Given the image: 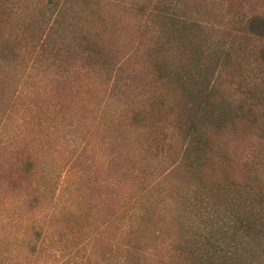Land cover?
<instances>
[{"label":"rangeland","instance_id":"obj_1","mask_svg":"<svg viewBox=\"0 0 264 264\" xmlns=\"http://www.w3.org/2000/svg\"><path fill=\"white\" fill-rule=\"evenodd\" d=\"M254 15L264 0H0V264H189L210 243L264 264ZM191 124L207 145L186 153Z\"/></svg>","mask_w":264,"mask_h":264},{"label":"trees","instance_id":"obj_2","mask_svg":"<svg viewBox=\"0 0 264 264\" xmlns=\"http://www.w3.org/2000/svg\"><path fill=\"white\" fill-rule=\"evenodd\" d=\"M162 1L157 2L158 4H160ZM142 9H144V6H142ZM152 14H157V13H152ZM157 17H161L160 14H157ZM166 19L171 20L173 22H175L177 24V20L174 17H167L164 16ZM187 23V22H185ZM245 25V30H246V38L249 40V42L252 43H258V45L255 44L254 47L250 48V52L253 53V55L259 60L258 62H260V65L262 67V73H261V77L260 78H251V87L248 89V91L246 92V109H248V111L253 112L255 111V108L262 106V109L260 112H264V15H254L251 16L249 18L246 19V24ZM193 58H191L192 60ZM217 63H221V59L217 60ZM218 66V64H217ZM223 67V64L221 66V68ZM216 67L213 68V70H211L210 74L211 75H215L216 73ZM202 69H200L201 71ZM198 75V72L196 73ZM196 75V76H197ZM205 91H209V81H205L202 85V88ZM195 98H197L195 96ZM194 106H196L197 108H201L203 105V110L206 111L207 106L205 102L201 103H193ZM258 110V108L256 109ZM219 129H221V125L218 126ZM205 131V130H202ZM189 137H188V143L186 146V153H190L194 148H197L198 145L200 144H206V142L204 141V139L199 138V134L200 132L198 131L197 126H194L193 124H191L189 126ZM206 132L202 133V136H206L205 134ZM207 140L208 137L206 136ZM209 142V141H208ZM207 145V144H206ZM209 146V145H208ZM259 165H261V163H259ZM264 166V164H263ZM262 194H259L257 197L256 195L254 196H249L246 199V210L249 209V213L251 212H257L259 214H264V191H262ZM247 214V213H246ZM261 217L263 215H260ZM250 222L246 223L247 227H246V231L250 232L249 230L254 231L256 229V226L253 227V224L249 225ZM263 224V223H262ZM264 225V224H263ZM262 235V232L260 233ZM250 236H248L251 242H248L250 245L253 242H258L260 238L252 236V234H248ZM210 247L211 249L208 251V253L206 254H200L197 255L196 250H191L190 254H184L182 251H179L177 254L179 256L182 257V259L186 262H188L189 264H197V263H206V264H242V262L239 259V255L237 253H234L232 250L236 249L233 245H229V251L225 252L223 251L224 247L220 246L218 243H210ZM234 247V248H233ZM188 248V246H187ZM186 248V249H187ZM254 252L257 251V248H253L252 249ZM177 255V256H178ZM187 255V256H186Z\"/></svg>","mask_w":264,"mask_h":264}]
</instances>
